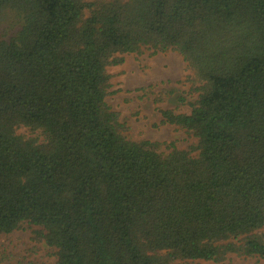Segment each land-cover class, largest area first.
Masks as SVG:
<instances>
[{
  "label": "trees",
  "instance_id": "obj_1",
  "mask_svg": "<svg viewBox=\"0 0 264 264\" xmlns=\"http://www.w3.org/2000/svg\"><path fill=\"white\" fill-rule=\"evenodd\" d=\"M10 19L0 236L38 228L55 264L264 259V0H0ZM144 52L186 63L190 112L160 124L188 150L130 139L107 102L108 68Z\"/></svg>",
  "mask_w": 264,
  "mask_h": 264
},
{
  "label": "rangeland",
  "instance_id": "obj_2",
  "mask_svg": "<svg viewBox=\"0 0 264 264\" xmlns=\"http://www.w3.org/2000/svg\"><path fill=\"white\" fill-rule=\"evenodd\" d=\"M13 19L0 23V39L9 40L18 31ZM121 66H112L108 72L113 78L112 94L107 98L108 104L120 115V121L128 128L125 133L132 140H153L173 142L181 150H188L197 144V140L175 126H162L161 110H175L189 113L187 105H181L178 97L194 101L189 96L191 84L190 72L183 58L173 52L149 56L148 52L136 57L124 58ZM165 99L156 103L158 97ZM18 134L26 138H43L28 129H19ZM166 152L165 150H163ZM32 227L29 230L16 231L10 235L0 236V264H55L54 251L43 243L34 240ZM162 255L165 253L162 252ZM173 264H264V259L240 258L230 255L222 263L204 261H176Z\"/></svg>",
  "mask_w": 264,
  "mask_h": 264
}]
</instances>
